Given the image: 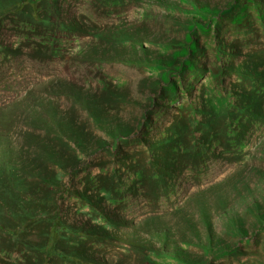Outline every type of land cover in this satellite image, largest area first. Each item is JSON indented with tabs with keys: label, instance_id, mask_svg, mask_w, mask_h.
Listing matches in <instances>:
<instances>
[{
	"label": "rangeland",
	"instance_id": "rangeland-1",
	"mask_svg": "<svg viewBox=\"0 0 264 264\" xmlns=\"http://www.w3.org/2000/svg\"><path fill=\"white\" fill-rule=\"evenodd\" d=\"M11 3L0 200L53 204L63 264H264V0Z\"/></svg>",
	"mask_w": 264,
	"mask_h": 264
},
{
	"label": "trees",
	"instance_id": "trees-1",
	"mask_svg": "<svg viewBox=\"0 0 264 264\" xmlns=\"http://www.w3.org/2000/svg\"><path fill=\"white\" fill-rule=\"evenodd\" d=\"M25 4L26 0H12L1 10L5 14L17 12ZM5 193L13 195L7 189ZM39 203L29 193L19 201L4 197L0 200V264H63L64 258L87 260L82 251L64 242L70 228L60 214L53 213V204Z\"/></svg>",
	"mask_w": 264,
	"mask_h": 264
}]
</instances>
